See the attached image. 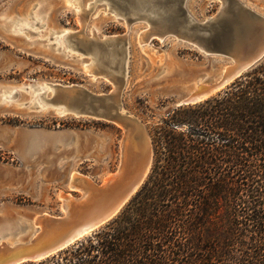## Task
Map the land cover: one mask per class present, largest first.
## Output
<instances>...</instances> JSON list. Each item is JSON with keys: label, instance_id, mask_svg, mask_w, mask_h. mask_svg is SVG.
<instances>
[{"label": "rangeland", "instance_id": "rangeland-1", "mask_svg": "<svg viewBox=\"0 0 264 264\" xmlns=\"http://www.w3.org/2000/svg\"><path fill=\"white\" fill-rule=\"evenodd\" d=\"M238 1L264 16V0ZM219 9L218 0H186V10L196 22ZM0 23H5V31L0 29V215L6 221L63 214V197H81L80 191L69 187L78 176L101 186L121 167L131 125L148 137L152 152L136 194L153 166L155 130L177 110L172 103L187 93L198 75L208 78L229 64L173 36L140 42L146 24L127 25L101 1L0 0ZM260 35V28L248 31L247 40L255 41ZM109 37L121 38L117 47L127 53L125 78L111 103L123 115L113 121L74 116L59 107L63 114L56 115L65 95L50 84L116 96L114 84L99 76L91 58L82 53L89 39ZM99 108L104 110L103 105ZM120 120L126 127L117 123ZM28 227L24 225V233Z\"/></svg>", "mask_w": 264, "mask_h": 264}, {"label": "trees", "instance_id": "trees-1", "mask_svg": "<svg viewBox=\"0 0 264 264\" xmlns=\"http://www.w3.org/2000/svg\"><path fill=\"white\" fill-rule=\"evenodd\" d=\"M154 143L147 180L116 218L26 264H264V58L173 111Z\"/></svg>", "mask_w": 264, "mask_h": 264}, {"label": "water", "instance_id": "water-1", "mask_svg": "<svg viewBox=\"0 0 264 264\" xmlns=\"http://www.w3.org/2000/svg\"><path fill=\"white\" fill-rule=\"evenodd\" d=\"M98 1L104 2L108 10L114 16L122 18L127 25L144 22L148 28L141 37H146V40L173 36L205 55L229 61L227 66L230 70L218 81L217 88L206 93H186L172 103L173 108L194 105L209 99L264 58V35L260 43L259 38L255 41L247 40L248 31H255L260 24L264 25V16H260L238 0H218L221 2L219 11L203 22H196L191 18L186 10V0H95ZM120 42L121 38L109 37L101 40L89 39L88 43L97 48L100 70L103 73L99 76L114 84L116 96H95L79 86L56 85L55 89L62 90L65 95L64 103L57 105L63 112L113 121L120 116L119 106L111 104L125 78L127 53L126 48L123 50L117 47ZM107 58L113 59L114 64L108 63ZM101 105L104 110H99ZM151 159L152 154L150 162ZM136 188L132 192L123 191L112 200L101 199L99 204L87 211L75 210L83 200L81 197L74 198L72 201L75 207L70 214L68 206L71 200L63 197V214H39L41 223L38 224L37 234L33 239L26 237L21 242L12 244L0 241V264L39 262L57 254L113 220L135 194L138 189ZM6 234L5 231H0L1 239H4Z\"/></svg>", "mask_w": 264, "mask_h": 264}, {"label": "bare ground", "instance_id": "bare-ground-1", "mask_svg": "<svg viewBox=\"0 0 264 264\" xmlns=\"http://www.w3.org/2000/svg\"><path fill=\"white\" fill-rule=\"evenodd\" d=\"M75 12L78 11L75 10ZM259 28L261 29V35L258 37L260 43L264 35V25L260 24ZM0 29L5 31V23H0ZM64 32L68 35L71 33L68 29L64 30ZM66 34L63 33L61 36H59V39L63 38ZM147 41L148 40H146V37L140 38V42L147 43ZM82 53L91 58L93 65L96 66V72H98L97 74L102 75L103 73L100 70L101 66L100 61L98 60L97 48L94 45L89 44ZM107 62L114 64L113 59H108ZM83 65L86 67L87 64ZM229 70L230 68L225 65L220 67L216 73L208 78L205 74L198 75L193 81H191L190 87L186 92L188 94H193L195 92L206 93L211 89L217 88L218 81L222 78V76L226 75ZM50 86L55 90L56 84H50ZM58 107L60 108V106H57V108ZM59 108L56 109V115L62 116L63 113L59 110ZM118 112L120 113V116L123 115L121 108L118 109ZM117 123L123 127H126L127 125L126 123H123L122 120ZM137 130L138 128H135L133 125L127 129L128 136L125 138L123 154L124 159L122 161L121 167L116 173L110 174L106 179L104 178L105 180L101 186H95L89 179L82 176L73 178V180L69 182L70 188L81 192V199L83 200L81 205L75 210L87 211V209H92L94 206L99 204L101 199L105 201L106 199L112 200L121 192L126 190L132 192L137 186L141 184L145 178V174L149 170L152 152L148 137L144 134V132H139ZM73 174H71L70 179L72 178ZM64 198L71 200L68 206V211L70 214V211H72L75 207V204L72 201L74 198L71 196H66ZM40 223L41 220L38 219V215L32 218L30 217L29 220L23 219L22 217H13V220L6 221L5 219L2 220L0 218V231H5V233H7L4 239H1L0 236V241L4 240L8 244H12L13 242H21L25 237H28L29 240H31L35 237V234H37V226ZM25 224L29 226L28 232L26 233L23 232V227ZM24 235L25 237L23 238L22 236Z\"/></svg>", "mask_w": 264, "mask_h": 264}]
</instances>
